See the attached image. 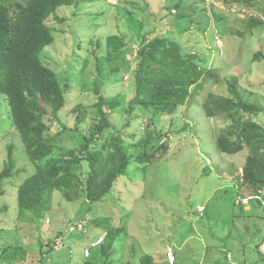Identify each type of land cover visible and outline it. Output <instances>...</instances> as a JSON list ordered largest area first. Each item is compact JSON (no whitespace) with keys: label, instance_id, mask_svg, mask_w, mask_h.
Segmentation results:
<instances>
[{"label":"rangeland","instance_id":"1","mask_svg":"<svg viewBox=\"0 0 264 264\" xmlns=\"http://www.w3.org/2000/svg\"><path fill=\"white\" fill-rule=\"evenodd\" d=\"M108 2L59 6L55 13L66 18L63 26L49 19L56 32L54 41L42 51L41 61L56 70L60 80H70L59 112L61 123L44 119L50 125L49 134L75 125L72 108L77 104L87 108L93 103L97 82L105 99L118 102L108 115L114 126L104 131L105 135L120 134L127 155H136L132 141L145 131V121L151 118L168 134L167 149L161 151L150 170L130 160L99 201H66L54 190L34 213L20 208L16 195L36 165L29 161L12 126L7 100L0 94V170L10 145L16 160L12 176L0 187V264L28 263L11 262L8 253L12 250L4 252L17 245L37 254L29 264H141L142 256L152 259V264H167L163 260L167 247L173 251L174 244L184 240L181 248L178 246L180 259L176 264H255L256 260L264 264V211L253 205V200L243 204V210L239 208V198L247 186L233 173L242 172L248 147L232 155L219 153L214 136L225 128V121L208 119L202 108L208 92L228 95L226 84L203 80L195 97L170 117L152 108L136 107L130 116L125 111L135 94L133 71L140 32H150L151 36L172 38L185 52L204 56L208 62L202 64L215 66L220 76H235L243 98L262 107L250 117L264 126V28H250L244 23L247 14L262 16L259 6L264 0L241 10L237 4L230 8L212 0ZM171 6L177 8L176 14L169 13ZM256 52H260L259 59H253ZM97 115L87 109L79 129L88 133L96 126ZM184 127L187 129L181 131ZM83 164L86 166L85 161ZM203 204L206 210L199 216L197 206ZM110 228L123 231L109 252H102L101 248L110 244L106 238ZM98 236H104L105 241L92 247ZM85 249H89L87 257Z\"/></svg>","mask_w":264,"mask_h":264},{"label":"trees","instance_id":"2","mask_svg":"<svg viewBox=\"0 0 264 264\" xmlns=\"http://www.w3.org/2000/svg\"><path fill=\"white\" fill-rule=\"evenodd\" d=\"M80 1L93 3L99 0H0V94H4L7 100L12 126L20 136L29 161L36 165L34 173L18 186L16 198L20 208L34 213L39 212L54 190L60 191L66 201L83 198L88 204L99 201L112 189L130 160L145 164L150 170L160 158L161 151L167 149L165 138L168 134L158 129L151 118L145 121V131L132 141L136 155H127L120 134L110 132L105 135L104 131L114 124L108 115L118 102L113 98L105 99L97 82L93 89L97 96L93 103L87 108L80 104L72 108L76 113L75 125L63 126L55 134H49L50 125L44 119L48 117L61 123L59 112L65 104L70 80H60L57 71L45 66L40 56L44 48L54 41L53 31H56L49 25V19L54 18L61 26L66 23V18L55 13L56 9ZM117 1L107 4L116 5ZM200 1L205 3L206 0ZM212 1L222 2L230 8L237 4L241 10L258 0ZM175 6L169 9L171 15L178 12ZM259 8L262 16L246 15L244 23L247 27L264 28V2ZM140 33L142 38L136 48L133 71L135 94L128 101L127 114L130 116L136 107H144L170 117L189 98L195 97L203 80L225 83L228 95L208 92L202 108L208 119L222 118L225 121V128L214 136L219 153L232 155L248 147L242 172L234 170L233 173H237L241 185L247 186L242 196L260 195L264 191V126L250 115L258 114L262 107L243 98L235 76H220L215 66H204L202 63L208 62L204 56L183 51L181 44L172 38L160 34L151 36L150 32ZM119 46L122 47L121 44ZM259 54L256 52L253 59H259ZM97 69L99 76V64ZM87 109L88 113L98 112L97 124L88 133L79 129ZM185 129L187 127L181 131ZM12 150L10 145L7 161L0 170V187L4 179L12 176L16 166ZM205 171L210 172L211 169ZM0 193H3L1 189ZM251 203L262 209L260 200ZM238 205L243 210L240 198ZM122 231V228L108 229L106 238L110 244L102 247L101 251L109 252ZM7 251L11 262L12 259L13 262L29 260L26 263L29 264L34 263L37 257L24 246H12L4 250ZM140 259L141 264H152V259L146 256Z\"/></svg>","mask_w":264,"mask_h":264},{"label":"built area","instance_id":"3","mask_svg":"<svg viewBox=\"0 0 264 264\" xmlns=\"http://www.w3.org/2000/svg\"><path fill=\"white\" fill-rule=\"evenodd\" d=\"M208 2L211 0H207ZM250 200H260L261 203V208L264 210V191L260 193V195L258 194H253V195H247V196H241L240 197V201L242 204H247ZM203 208H199L198 211H202ZM104 241V237L103 236H99L93 243L92 246L93 247H97L99 245L102 244V242ZM85 256H89V249H85ZM166 259L168 261L169 264H174L175 262V256L174 253L172 251V249L169 247L168 250L165 253Z\"/></svg>","mask_w":264,"mask_h":264},{"label":"crops","instance_id":"4","mask_svg":"<svg viewBox=\"0 0 264 264\" xmlns=\"http://www.w3.org/2000/svg\"><path fill=\"white\" fill-rule=\"evenodd\" d=\"M199 208H203V210H202L201 212H198V209H199ZM244 208H245V207H243V209H244ZM249 209H250V208H249ZM205 210H206L205 204H203V205H198V206H197V212H198V215H199V216H203ZM236 213H237V212H236ZM184 242H185V240L182 241L181 244H179V245L174 244V248H173V253H174V256H175V263H174V264H176L177 261H179V259H180V255H179V252H178V250H179V249H178V246H180V248H181V246H182V244H184ZM169 247H171V246H168L167 248H169ZM167 248H166V249H167ZM218 248H219V247H218ZM218 248H217V249H218ZM219 249H220V248H219ZM206 250L209 252V251L211 250V248H210V247H206ZM259 250H260V249H259ZM259 252H260V251H259ZM261 253H262V254H261ZM260 255H263V252H260ZM203 256H204V254H203ZM162 258H163V256H162ZM228 259H230V256H228ZM163 260L167 262L166 258H163ZM262 260H264V257H263ZM167 264H169V263L167 262ZM251 264H254V262H252ZM255 264H261V262H259V261L256 260Z\"/></svg>","mask_w":264,"mask_h":264},{"label":"clouds","instance_id":"5","mask_svg":"<svg viewBox=\"0 0 264 264\" xmlns=\"http://www.w3.org/2000/svg\"><path fill=\"white\" fill-rule=\"evenodd\" d=\"M109 1H111V0H109ZM113 1H114V0H112L111 2H113ZM199 212H200V211H199ZM98 237H99V236H98ZM98 237H97V238H98ZM103 237H104V236H103ZM97 238H96V239H97ZM104 241H105V237H104ZM104 241H103V242H104ZM103 242H102V243H103ZM92 247H93V246H92ZM165 258H166V256H165ZM166 260H167V259H166ZM167 262H168V261H167Z\"/></svg>","mask_w":264,"mask_h":264}]
</instances>
